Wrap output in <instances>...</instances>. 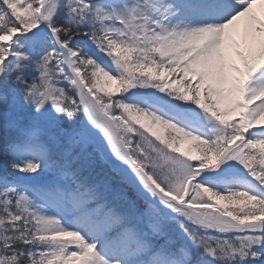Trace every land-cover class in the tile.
I'll return each mask as SVG.
<instances>
[{"label":"snow or ice","instance_id":"6c2138e0","mask_svg":"<svg viewBox=\"0 0 264 264\" xmlns=\"http://www.w3.org/2000/svg\"><path fill=\"white\" fill-rule=\"evenodd\" d=\"M0 264H264V0H0Z\"/></svg>","mask_w":264,"mask_h":264}]
</instances>
